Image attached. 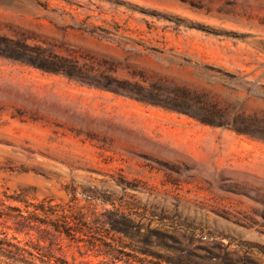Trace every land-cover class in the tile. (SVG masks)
<instances>
[{"label": "rangeland", "instance_id": "1", "mask_svg": "<svg viewBox=\"0 0 264 264\" xmlns=\"http://www.w3.org/2000/svg\"><path fill=\"white\" fill-rule=\"evenodd\" d=\"M45 199L76 264H264V0H0V211Z\"/></svg>", "mask_w": 264, "mask_h": 264}, {"label": "trees", "instance_id": "2", "mask_svg": "<svg viewBox=\"0 0 264 264\" xmlns=\"http://www.w3.org/2000/svg\"><path fill=\"white\" fill-rule=\"evenodd\" d=\"M39 65L38 67L47 69L48 71H59L55 70L56 68H49L42 64ZM11 199L21 200L20 197ZM27 207H34V210L29 212L28 215H25L24 211L17 206H8V211H0V219H4L6 222L12 221L14 225L13 237H9L7 232H0V257L6 258L11 264H76L75 258L73 262H70L63 255H56L50 251H45V247L42 246L41 242L47 241L46 236H40L37 243L31 246L28 242L22 245V240L17 235L26 234L30 236L33 231H37V233L51 232L47 228H41L43 225H46L47 227L51 226L53 232L59 233L60 235L66 234L69 237L77 238L78 234L84 233L83 230L77 227V220L80 218H73L72 214L67 213L65 210L61 212L54 210L51 201L46 199L38 204H27ZM40 214H43L46 218L50 215H56V219L47 220L41 218ZM177 251H179L178 255L163 258L166 264H211L209 262L211 258L198 256L187 248H179ZM112 255V262L116 263V260H121L117 254ZM90 262H87V264H90ZM126 264L133 263L127 262Z\"/></svg>", "mask_w": 264, "mask_h": 264}]
</instances>
